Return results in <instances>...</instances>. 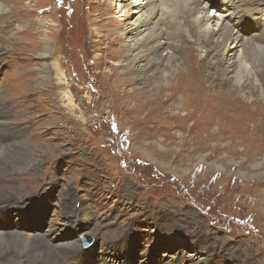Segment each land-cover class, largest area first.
<instances>
[{
  "label": "rangeland",
  "instance_id": "374dc122",
  "mask_svg": "<svg viewBox=\"0 0 264 264\" xmlns=\"http://www.w3.org/2000/svg\"><path fill=\"white\" fill-rule=\"evenodd\" d=\"M145 1L21 0L30 12L26 16L19 14L23 10L17 0H0V24L12 22L14 28L3 38L17 30V24L24 31L29 20L37 22L42 17L48 24H36L34 37L46 35L51 50H55L46 61L38 57V48L35 54L26 51L21 40V48L14 45L16 54H0V105L5 107L8 122L21 133L18 141L26 149L24 160L16 151H7L3 157L25 166L14 173L22 187L17 196L30 194L32 200L20 209L21 215L12 206L8 214L13 219L19 216L20 230L60 243L56 251L64 264L73 263L64 247L71 244L85 251L93 249L96 257L111 248L112 253L103 255L107 261L114 257V262L124 263L129 257L128 264H138L142 258L147 264H190L189 257L207 255L211 259L208 264H264V143L242 145L239 139L246 134L240 123L229 126L207 114H202L198 127L189 131L191 121L183 120L182 105L190 100L180 92L167 99V91L158 100L163 126L143 140V113L131 117L121 100L99 94L109 85L108 74L118 63L113 61L112 49L119 46H108L106 30L114 27L110 22L116 19L123 27L133 29L123 48L140 40L146 33L139 26L148 15ZM211 1L214 4L206 15L212 22L205 29L198 26L197 17L185 14L184 3L176 5V17L172 18L200 57L207 52L205 32L216 29L218 22L214 19L228 14L233 9L231 2L241 14L255 17L250 25L257 18L264 22L254 9L264 0L247 4L242 0ZM161 7L164 11L165 6ZM258 8H264V4ZM158 17L169 20L160 12ZM184 19L193 24L194 33L189 32ZM248 28L255 31L258 26ZM235 54L238 56L239 51ZM163 56L158 74L169 89L175 85L179 60L169 49ZM53 59L60 62L68 78L59 88L53 85L57 83L49 65ZM211 60L209 54L207 62ZM241 62V81H250L257 87V96L264 99V86L255 71L246 61ZM44 63L51 82L41 79L38 72ZM66 86L72 88L75 103L82 109L80 127L74 125L79 113L70 116L58 107L57 95ZM40 88L46 90L39 93ZM121 88L130 87L122 84ZM33 91L35 95L30 94ZM17 117L22 120L16 122ZM182 140L187 143L181 149L182 160L177 162L174 158ZM158 144L169 151L163 159L165 165L149 161L137 150L143 148L158 158ZM198 155L207 163L200 162ZM213 162L225 171L212 168ZM80 209L85 210L88 221L74 217L75 210ZM12 223L15 225L14 220ZM84 237L90 240L85 243ZM2 247L29 256L24 258L32 264H54L55 258L47 251L33 250L20 238L4 240Z\"/></svg>",
  "mask_w": 264,
  "mask_h": 264
},
{
  "label": "bare ground",
  "instance_id": "6f19581e",
  "mask_svg": "<svg viewBox=\"0 0 264 264\" xmlns=\"http://www.w3.org/2000/svg\"><path fill=\"white\" fill-rule=\"evenodd\" d=\"M251 1L253 0H242L245 4ZM17 3L21 4V0H17ZM182 3L186 6L185 14L189 17H197L198 26L201 28L205 29L206 25L212 22L206 15L208 7L214 4L211 0H146L144 6L148 7V15L139 24L140 28H143V31L146 33L134 44L126 45V48L123 47L128 41L127 35L128 33H132L133 29L123 27L116 19L110 22L114 27L106 30L108 33L106 34L108 39L107 43L108 46H119L116 50L112 49L113 61L118 63L111 68L108 74L109 85L106 88L104 87L103 91H99V94H102L100 96L110 100H121L127 114L131 115V117L137 118L143 113L141 118L143 124V130L141 129V131L144 132L143 140L154 136L161 126H163L159 117L162 114L159 111L160 103L158 104V100L167 91L169 92L167 99L173 98L176 93L180 92L190 100L189 103H183L182 105L183 120L191 121L187 127L189 131H194L198 127V121L202 114H207L211 117L216 116L215 118L222 119L223 124L229 126L240 123L242 133L246 134L245 137L239 139V143L242 145H250L253 143L263 144L264 99L257 96V87L250 81H241L244 71L241 61L244 60L249 64V69L255 71L259 82L264 86V22L256 21L257 18L254 24L250 25L253 23L252 18L255 17L249 19V17L245 16L246 14H241L234 3L231 2L230 6L233 9L226 15L222 16L219 14L221 18L217 17L214 19L218 22L216 29L205 32L206 39L203 43L207 47V52L204 56L200 57L193 44L185 38L178 28L175 22L176 18L172 19L176 17V5H181ZM260 4H264V1H261ZM259 5H256L254 9L258 13L259 18L262 19L264 18V8H258ZM161 6H165L164 11ZM21 8V11H23L19 12V14L23 13L27 16L30 13L24 9L23 4H21ZM159 12L162 15L166 14L169 20L158 17ZM42 19V17H39L37 22L29 20L27 28L24 31L20 30V25L17 24V30L11 33L8 38L3 37L7 36L14 29L13 23L7 22L0 24V54H16L18 50L15 49L14 45L21 48L23 43L26 46L25 50L33 54L37 52L36 49L38 48V57L41 59L46 60V58L51 57V54L55 50H51L52 45L48 37L46 35L40 39H36L37 36L34 37L33 30H37L35 27L36 24L38 27H44L45 24H48V21H43ZM184 21L188 26L189 32L194 33L193 24L189 20L184 19ZM236 22L242 25L244 30L242 28L239 29L235 25ZM254 25L258 26L257 30L254 31V29L251 28L250 30L248 28ZM31 37L32 39H30ZM174 41L177 44H174ZM167 49L176 55L179 60L178 68L175 72V85L169 89L163 86L164 80L162 74H158L160 62L164 58L163 53ZM237 50L239 51L240 57L239 55L235 56ZM22 51L24 49L19 52ZM50 52L53 53L50 54ZM209 54L212 55V62H207V56ZM49 65L52 68L57 82L53 84L54 87L59 88L63 83L67 84L68 78H66V70H63L60 62L53 59ZM124 67L125 70L122 71ZM45 69L46 63L38 71L40 77L45 82H51L50 74L48 75L49 71L46 72ZM122 84L128 85L130 87L129 90L121 88ZM71 89L66 86L57 95L56 100L58 107L65 109L70 116L79 113L77 120L74 121V125L80 127V113H82V109L76 105ZM44 90L46 89L40 88L37 91L42 93ZM30 94L35 95L36 91L30 92ZM85 96L90 97L87 93H85ZM4 108L3 105H0V244L4 240L20 238L26 245L32 246L33 250L38 251L42 248L41 250L47 251L50 256L55 258L53 259L54 264H64L58 260L60 255L56 251V248L60 247V243L54 244L40 237L37 233L20 230L17 221L19 216L13 219L12 215L10 213L8 214L7 209L12 206L19 209L17 210V214L21 215L20 213L23 210L20 209L29 206L28 204L32 200L30 194L25 193L22 196H17L18 191L22 187L17 182L14 173L23 170L25 166H22L19 162V164L10 162L5 159V156L3 157V154L7 151H16L22 160L26 156V149L18 141L21 133L15 126H12L14 123L8 122V115ZM31 108L33 107L31 106ZM21 120V117H17L16 122ZM217 122L220 123V121ZM147 130H149V134L147 133L145 135L148 132ZM186 143L185 140H182L180 150L174 158L177 162L182 160L180 156L181 149L186 146ZM150 146L152 147V145ZM157 148L161 151L156 154L158 158L152 157L151 153L143 148H137V150L149 161L154 163L159 162L165 165L166 162L164 163L163 159H167L168 155H170L169 151L166 149L163 150V146L159 144ZM197 159L200 162L207 163V159L204 156L198 155ZM210 165L218 171H225L219 163L213 162ZM187 170L184 169L183 172ZM239 174L242 175L244 173L239 172ZM250 177L252 176L250 175ZM7 178L11 180L8 182L5 180ZM22 197L23 199H19ZM75 213L76 215L74 217L77 219L80 218V222L89 220L86 217L87 213L84 209H80V212L75 210ZM79 214L80 217H78ZM13 220L15 225L12 223ZM173 230L175 232L176 228H173ZM168 233L171 235L174 234L170 230ZM64 247L67 248L66 255H69V258L73 261L72 264H128L127 261L130 259L127 257L123 263L120 260L114 262L113 260L115 258L110 257L109 261H107L103 255H108L112 251L111 248L106 252L103 250L108 248L103 249L99 253L100 256L96 257L92 252L94 250L91 248L85 251L79 245L76 246L75 244ZM116 247L119 249L120 246ZM116 254L113 253L114 256ZM24 257L29 256L14 253L3 247L0 249V261H5L8 264H32L29 262V258L25 259ZM210 260V256L208 255L203 258L189 257L190 264H208ZM138 264H147V261L142 258Z\"/></svg>",
  "mask_w": 264,
  "mask_h": 264
},
{
  "label": "water",
  "instance_id": "95a60500",
  "mask_svg": "<svg viewBox=\"0 0 264 264\" xmlns=\"http://www.w3.org/2000/svg\"><path fill=\"white\" fill-rule=\"evenodd\" d=\"M84 239H85V243H87L88 240H90L88 237H84Z\"/></svg>",
  "mask_w": 264,
  "mask_h": 264
}]
</instances>
